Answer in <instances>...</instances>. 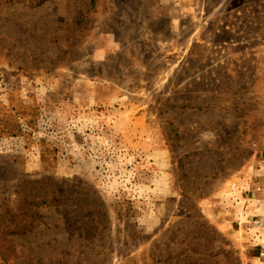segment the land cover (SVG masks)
<instances>
[{"label":"rangeland","instance_id":"1","mask_svg":"<svg viewBox=\"0 0 264 264\" xmlns=\"http://www.w3.org/2000/svg\"><path fill=\"white\" fill-rule=\"evenodd\" d=\"M0 264H264V0H0Z\"/></svg>","mask_w":264,"mask_h":264}]
</instances>
